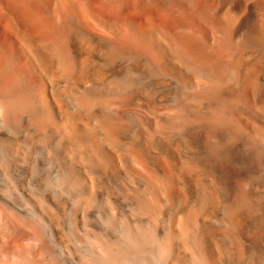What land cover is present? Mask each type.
<instances>
[{"label":"bare ground","instance_id":"bare-ground-1","mask_svg":"<svg viewBox=\"0 0 264 264\" xmlns=\"http://www.w3.org/2000/svg\"><path fill=\"white\" fill-rule=\"evenodd\" d=\"M0 264H264V0H0Z\"/></svg>","mask_w":264,"mask_h":264}]
</instances>
